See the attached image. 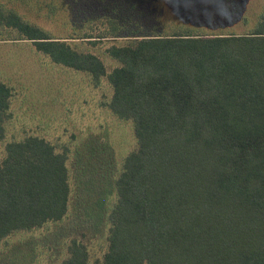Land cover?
Segmentation results:
<instances>
[{"label":"trees","instance_id":"obj_1","mask_svg":"<svg viewBox=\"0 0 264 264\" xmlns=\"http://www.w3.org/2000/svg\"><path fill=\"white\" fill-rule=\"evenodd\" d=\"M0 28L55 63L106 76L110 109L133 122L138 144L115 180L103 264H264V8L243 32L189 25L113 43L111 70L2 4ZM12 95L0 78V241L63 220L71 198L66 151L34 134L1 150ZM62 264H92L88 245L72 239Z\"/></svg>","mask_w":264,"mask_h":264},{"label":"rangeland","instance_id":"obj_2","mask_svg":"<svg viewBox=\"0 0 264 264\" xmlns=\"http://www.w3.org/2000/svg\"><path fill=\"white\" fill-rule=\"evenodd\" d=\"M227 2H231L229 8L238 9L229 12L235 21L229 25L235 32L250 28L264 8V0ZM0 4L15 8L51 36L67 38L76 48L98 54L108 70L118 65L106 51L109 45L193 26L192 15L184 10L193 0H0ZM208 10L196 14L194 23L214 22L216 14L211 16L212 7ZM244 14L250 22L242 26L239 19ZM111 19L118 22L117 37L112 36ZM86 33L106 38L93 44L83 38ZM19 37L15 31L0 28V78L13 89L1 150L8 140L34 134L66 151L71 198L63 220L3 238L0 264H62L74 238L88 245L92 264H103L108 217L117 200L115 180L125 157L138 144L133 122L110 109L113 88L106 76L95 80L87 72L55 63Z\"/></svg>","mask_w":264,"mask_h":264},{"label":"crops","instance_id":"obj_3","mask_svg":"<svg viewBox=\"0 0 264 264\" xmlns=\"http://www.w3.org/2000/svg\"><path fill=\"white\" fill-rule=\"evenodd\" d=\"M204 1L205 3H208L206 5H208V7L205 6V3L204 4H201L199 2V0H193V5H188L187 7H185L186 10V15H192L191 17H193V30L195 31H198L199 33H202V34H207V35H211V34H223V33H228V32H235V31H232L231 29H233L234 27L230 26L229 24H235L234 20L229 17L231 14H229V12H232V13H237L238 12V9L237 7L233 9L229 8L228 7V3H231V2H227L228 0H202ZM231 1V0H230ZM235 1V0H234ZM225 2H227V4H224ZM236 2H238L237 4H240V0H236ZM177 5V4H176ZM175 5V7H176ZM206 7V8H205ZM209 7H212V10L210 11L211 13V16L215 15L216 14V17H214V22H210L208 20L206 21H201L199 20L200 22H203L205 23L204 25H197L194 23V19H196L195 15H201V14H207L209 13V10L208 8ZM225 7V8H224ZM216 8V9H214ZM199 13V14H198ZM219 16V17H217ZM242 16H245L242 15ZM239 19L240 23L242 26H244V19L242 18ZM228 23V24H226ZM236 26V25H234ZM237 26H240V25H237ZM236 32H239V31H236Z\"/></svg>","mask_w":264,"mask_h":264}]
</instances>
